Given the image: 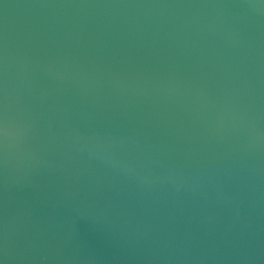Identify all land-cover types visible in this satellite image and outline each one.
<instances>
[{
    "label": "water",
    "instance_id": "obj_1",
    "mask_svg": "<svg viewBox=\"0 0 264 264\" xmlns=\"http://www.w3.org/2000/svg\"><path fill=\"white\" fill-rule=\"evenodd\" d=\"M0 264H264V0H0Z\"/></svg>",
    "mask_w": 264,
    "mask_h": 264
}]
</instances>
